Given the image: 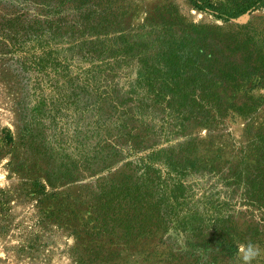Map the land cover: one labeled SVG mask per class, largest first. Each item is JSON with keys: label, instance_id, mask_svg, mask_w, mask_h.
<instances>
[{"label": "rangeland", "instance_id": "rangeland-1", "mask_svg": "<svg viewBox=\"0 0 264 264\" xmlns=\"http://www.w3.org/2000/svg\"><path fill=\"white\" fill-rule=\"evenodd\" d=\"M185 38L197 45L200 78L196 94L182 95L184 101L259 106L247 115L222 110L224 123L210 130L191 125L184 140L194 139L197 147L187 151L209 168L189 173L187 182L193 185L191 177L197 176L205 181L185 205L162 207L167 210H159L162 219L151 233L130 244L119 240V254L103 262L264 264V83L246 77L249 62L260 69L250 80L264 76V8L225 23L190 0H0V134L12 136L14 154L24 160L16 168L13 149L0 159V191L31 184L25 167L36 158L35 177L47 184L48 176L55 185L47 191L76 201L88 216L99 179L112 177L121 163L113 164L114 174L98 168L111 151L134 148L122 134L134 128L139 136L146 130L139 112L148 108L151 118L166 117L161 108L175 96L159 88L168 86L175 69L170 46L177 44L175 56L182 58ZM37 92L53 103L47 110L51 116L42 118V110L34 123L37 144H42V131L47 133V150L31 146V136L22 133L21 107L29 106L24 110L29 118L40 100ZM138 93H146V104L159 108H142ZM120 120H126L124 131ZM44 123L50 124L43 128ZM1 196L12 200L13 223L7 235H0V264H76L75 236L54 224L40 225L34 198L18 190ZM32 232L40 235L39 251L18 252ZM218 232L237 248L226 250ZM102 246L107 255L116 247L108 239ZM249 248L255 255L246 261ZM89 258L81 251L78 260L96 264Z\"/></svg>", "mask_w": 264, "mask_h": 264}, {"label": "trees", "instance_id": "trees-1", "mask_svg": "<svg viewBox=\"0 0 264 264\" xmlns=\"http://www.w3.org/2000/svg\"><path fill=\"white\" fill-rule=\"evenodd\" d=\"M190 2L196 9L210 12L225 23L239 19L255 9L264 8V0H235L230 4H215L212 0H190ZM184 40L183 45L186 47L185 51L187 53L182 58L179 55L175 56L179 51L177 44L170 46L173 54L170 60L175 69L167 78L169 79L168 86L159 88V92L168 90L174 92L175 99L161 108V113L165 114L167 118H151V115L146 112L149 111L148 108L144 109L146 113L143 110L139 112L144 117L142 120L147 121L144 125L146 130L139 136L134 132V128L130 129L127 134H122L121 138L129 145L134 143L132 146L134 148L121 147L120 152L118 150L115 153L111 151L110 155L105 158L106 162L103 166L98 168V171L110 173L114 170L112 169L113 164L117 163L116 165H118L121 163L119 167L121 169L117 170L115 168V174L114 172L110 173L114 174L112 177L99 179L102 182L100 185H96L97 192L91 194L92 205L88 216L85 217L84 214L79 212L76 201L62 198L60 192L47 191V186L54 189L55 185L48 176H45L47 184L35 177L36 172L33 170L35 168L33 161L36 158H31L29 163L31 167H25V169L30 170L31 184L24 183L14 189L0 191V193L5 194L18 190L25 197L34 198L37 202L35 207L40 225L43 224L45 227L54 224L59 228L70 231L76 238L75 251H77V256L74 255L75 260H77L76 264H83L82 261L78 260L81 251L85 254L88 252L90 258L87 260L91 262L113 264L112 262H103V258L119 254L120 244H117L119 240H126L124 243L130 244V242L151 233L153 227L160 223V218L162 219L159 210H167L162 207L169 206L174 210V206L177 204L185 205L187 199L197 193L195 186L201 185L206 177H191L193 185H190L187 182L189 179L187 176L194 171L200 172L208 169L209 164L206 161L198 162V160L191 158V153L187 151V148L191 145L194 146V149L197 147L191 141L194 139L184 140L185 137L191 134L189 129L191 125L205 126L210 130L224 123L223 119H219L221 116L223 117L222 110L228 111L231 109L236 113L247 115V112H254L259 106L258 104H227L225 107L222 104L204 103L202 101H184L182 95L190 94L194 96L196 94L200 78L196 66L197 61L195 60L197 45L187 38ZM248 67L247 79L255 82L256 85L263 84L264 76L261 75H257L259 80L258 78L250 80L259 72L258 65L249 62ZM255 87L254 85L252 89ZM153 91L156 92L157 87L154 86ZM37 93L40 100L35 107L31 108L29 118L28 114H24V110L29 106L21 107L23 111L21 114L22 133L23 136H28V134L31 136L33 140L31 146L37 144L38 141V136H33L37 116L41 114L42 110V118L52 114V110H47L53 103L47 102L48 98H44V94L41 92ZM149 99L150 96L146 93H138V101L142 108L146 106L157 110L156 107L159 108V104H146V100ZM38 108L39 111H37ZM123 118L125 116L119 119L122 120ZM121 120L120 125L122 131H124V128L127 127L126 120L124 123H121ZM45 122L47 121L45 120ZM48 124L44 123L43 128L47 127ZM46 134L45 131H42V144H37L36 149L41 145L46 150L50 148L47 144L50 141H45ZM175 139L180 140L174 142ZM162 142L168 143V145L159 147L158 145ZM139 145H142V148L136 150ZM11 149H13L15 167H21L24 160L22 159V161L18 155L14 154L16 148H14L12 136L9 133L0 134V159ZM118 155L117 160H113ZM35 164L38 163L35 162ZM214 184L219 183L215 182ZM211 186L215 188L213 184ZM11 201L6 196L0 197V235H7L13 223L10 214ZM151 222L152 224H150ZM195 228L196 225H193V229ZM215 235L223 239L224 242L221 241L219 244L226 250L233 251V248H237L234 242H227L226 236H222L221 232L215 233ZM106 239L116 246L108 255L105 254L107 253L105 252L106 249L102 246ZM39 241V233L32 232L31 236H28L17 250L22 254L34 255L40 249L41 244H38Z\"/></svg>", "mask_w": 264, "mask_h": 264}, {"label": "clouds", "instance_id": "clouds-1", "mask_svg": "<svg viewBox=\"0 0 264 264\" xmlns=\"http://www.w3.org/2000/svg\"><path fill=\"white\" fill-rule=\"evenodd\" d=\"M254 255H255V252L252 251L251 248H249V251H248V253L245 255L244 259H245L246 261H247V260H250V259L252 258V256H254Z\"/></svg>", "mask_w": 264, "mask_h": 264}]
</instances>
